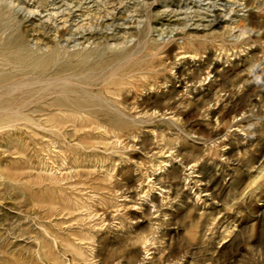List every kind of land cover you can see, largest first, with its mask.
<instances>
[{"label": "rangeland", "instance_id": "obj_1", "mask_svg": "<svg viewBox=\"0 0 264 264\" xmlns=\"http://www.w3.org/2000/svg\"><path fill=\"white\" fill-rule=\"evenodd\" d=\"M0 2L70 51L105 19V47L131 46L147 2L162 46L111 125L0 130V264H264V0Z\"/></svg>", "mask_w": 264, "mask_h": 264}, {"label": "bare ground", "instance_id": "obj_2", "mask_svg": "<svg viewBox=\"0 0 264 264\" xmlns=\"http://www.w3.org/2000/svg\"><path fill=\"white\" fill-rule=\"evenodd\" d=\"M1 3L0 130L30 124L40 128L66 124L72 128L103 127L101 121L86 122L77 117L80 114H104L109 117L103 122L111 125L113 115L121 114L119 107L126 95L157 82L154 59L162 46L152 44L147 37L151 17L147 2L144 8L148 11L137 12L139 17H145V23L128 32L129 37L135 39L131 46L117 50L105 47L104 42L109 38L107 31L112 24L111 20L105 19L100 24L104 31L72 33V36L79 35L74 41L82 39L84 43L91 40L88 47L76 43L78 49L72 51L51 41L48 36L51 27L34 23L28 14H18ZM125 18L123 15L120 19ZM246 20L252 24L251 12ZM129 23L138 25L136 21ZM32 40L44 42L45 49L37 44L33 48L29 44ZM184 40L193 42L192 39ZM153 77L155 81L151 80ZM191 80L192 77L187 76L185 83ZM167 82L171 83V87L154 95L155 100L163 99L154 106L157 111L172 109L176 103L173 95H177L179 89L174 81L165 78L163 84ZM228 92L232 94L233 90ZM147 100L136 103L137 107L146 111L150 109ZM122 107L127 109V106ZM57 114L66 116L57 118Z\"/></svg>", "mask_w": 264, "mask_h": 264}]
</instances>
